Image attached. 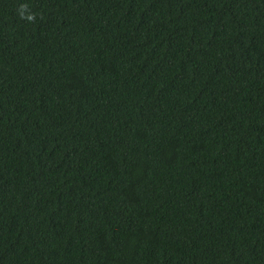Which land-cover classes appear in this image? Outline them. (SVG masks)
Instances as JSON below:
<instances>
[{"label": "trees", "instance_id": "1", "mask_svg": "<svg viewBox=\"0 0 264 264\" xmlns=\"http://www.w3.org/2000/svg\"><path fill=\"white\" fill-rule=\"evenodd\" d=\"M0 264H264V0H0Z\"/></svg>", "mask_w": 264, "mask_h": 264}, {"label": "clouds", "instance_id": "2", "mask_svg": "<svg viewBox=\"0 0 264 264\" xmlns=\"http://www.w3.org/2000/svg\"><path fill=\"white\" fill-rule=\"evenodd\" d=\"M29 19H32V17H29Z\"/></svg>", "mask_w": 264, "mask_h": 264}]
</instances>
